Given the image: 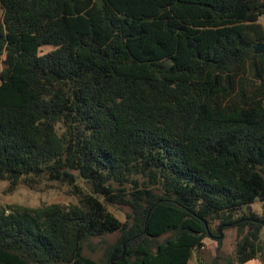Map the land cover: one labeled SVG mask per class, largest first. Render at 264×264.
I'll list each match as a JSON object with an SVG mask.
<instances>
[{
	"label": "trees",
	"instance_id": "obj_1",
	"mask_svg": "<svg viewBox=\"0 0 264 264\" xmlns=\"http://www.w3.org/2000/svg\"><path fill=\"white\" fill-rule=\"evenodd\" d=\"M0 5V179L77 198L0 205V264H264V0Z\"/></svg>",
	"mask_w": 264,
	"mask_h": 264
},
{
	"label": "rangeland",
	"instance_id": "obj_2",
	"mask_svg": "<svg viewBox=\"0 0 264 264\" xmlns=\"http://www.w3.org/2000/svg\"><path fill=\"white\" fill-rule=\"evenodd\" d=\"M3 13V8L0 5V19H2ZM262 20H264V17H262ZM51 48L52 46L45 45L41 48V50L45 52ZM1 67L2 64H0V68ZM76 200V196L71 193L66 185H61L59 183L45 185L40 189H30L23 184L18 185L15 189H9L8 181L0 179V205L3 206L16 203L36 207L44 203L52 202L69 204L75 202ZM109 208L122 221H125L128 214L131 213V208L126 205H110ZM252 208L258 213L263 214L264 202L256 201L252 204ZM224 232L220 250L224 255H232L234 254L236 246V227H228ZM119 234V232H115L102 237L91 238L89 242L85 243L84 253L96 258L101 262V264H105V246L114 242L118 238ZM167 235L169 234L161 236V239H164ZM262 239L264 240V229L262 232ZM217 246L218 241L215 238L207 237L205 239L204 247L193 253L191 263L211 264L213 257L216 254Z\"/></svg>",
	"mask_w": 264,
	"mask_h": 264
},
{
	"label": "water",
	"instance_id": "obj_3",
	"mask_svg": "<svg viewBox=\"0 0 264 264\" xmlns=\"http://www.w3.org/2000/svg\"><path fill=\"white\" fill-rule=\"evenodd\" d=\"M263 50H264V43H261V44H259L256 47V52H262ZM240 220H238L237 222H239ZM252 220L255 221V222H260V223H263L264 224V219L263 218H259V219L252 218ZM223 236H224V234L222 233L219 237L222 238Z\"/></svg>",
	"mask_w": 264,
	"mask_h": 264
},
{
	"label": "crops",
	"instance_id": "obj_4",
	"mask_svg": "<svg viewBox=\"0 0 264 264\" xmlns=\"http://www.w3.org/2000/svg\"><path fill=\"white\" fill-rule=\"evenodd\" d=\"M243 264H263V262L259 258H255Z\"/></svg>",
	"mask_w": 264,
	"mask_h": 264
}]
</instances>
